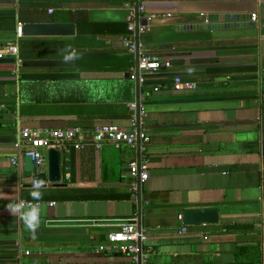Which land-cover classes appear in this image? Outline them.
<instances>
[{
	"label": "crops",
	"instance_id": "0c3cea01",
	"mask_svg": "<svg viewBox=\"0 0 264 264\" xmlns=\"http://www.w3.org/2000/svg\"><path fill=\"white\" fill-rule=\"evenodd\" d=\"M131 0H0V19L36 23L85 13L91 23L112 24L109 35L23 37L0 30V54L21 41L64 43L21 60L78 59L64 67L0 64V136L29 129L45 136L56 129L130 126L129 104L138 87L122 33ZM158 16L143 37L146 50L170 59L173 69L144 91L150 176L146 206L131 201L130 148L86 146L62 154L60 184L42 183L41 223L35 233L7 205L30 198L33 179L11 164L14 143H0V264H134L112 250L108 235L137 217L149 235L151 261L160 264H264V0H149ZM210 15H252L234 28L188 29ZM69 22V21H68ZM207 23V22H206ZM205 23V24H206ZM126 31V30H125ZM9 58V57H5ZM192 82L173 89L172 76ZM45 85L42 103L23 108L20 80ZM42 88V86H41ZM41 93V92H40ZM127 115V116H126ZM127 117V118H126ZM48 171V170H47ZM47 173V172H46ZM36 202V201H35ZM191 208H218L216 225L186 227L179 215Z\"/></svg>",
	"mask_w": 264,
	"mask_h": 264
},
{
	"label": "built area",
	"instance_id": "2783aa9c",
	"mask_svg": "<svg viewBox=\"0 0 264 264\" xmlns=\"http://www.w3.org/2000/svg\"><path fill=\"white\" fill-rule=\"evenodd\" d=\"M147 2L149 0H131L126 4L128 10L127 29L128 34L124 41L128 46V51L133 55L134 67L129 76L138 87V98L129 104L132 112L130 126L121 127L116 123H106L93 129L80 127L56 129L40 136L29 129L20 130L14 143L16 154L11 158V164L24 170L23 161L27 157L32 158L34 169L31 173L33 184L40 182V176L48 170V152L54 149L61 153L71 149L82 150L86 146L111 145L116 149L130 148L137 152V158L128 166L132 181L129 193L131 201L138 206L149 204L144 198L143 189L150 176L151 160L148 155L152 137L148 132L147 111L144 104V91L149 88L152 92L158 93L163 89L162 84L150 85V81L164 72L173 69L170 59L149 53L143 43V37L148 26L157 19L156 15H147ZM256 16H253V21ZM23 24L19 23L16 29L17 38H23ZM12 57L17 59V64L21 66L22 60L18 46H11L0 54V58ZM171 84L174 90L183 91L194 88L192 82L185 80L181 75L172 76ZM25 171V170H24ZM25 205H42V202H28L23 200ZM179 220L183 222V215H179ZM183 226V231L186 232ZM149 240L147 230L142 227L137 217L132 218L118 232L108 235V242L112 245V250L118 254L131 258L134 264H160L151 261L152 249L146 247Z\"/></svg>",
	"mask_w": 264,
	"mask_h": 264
},
{
	"label": "water",
	"instance_id": "95a60500",
	"mask_svg": "<svg viewBox=\"0 0 264 264\" xmlns=\"http://www.w3.org/2000/svg\"><path fill=\"white\" fill-rule=\"evenodd\" d=\"M253 19L252 15H210L197 18L203 22L202 26H192L188 29H216L234 28L237 22H249ZM207 22V23H206ZM206 23V24H205ZM22 34L24 37H74L77 34L76 25L73 23H26L23 24ZM0 64H17L16 58H0ZM73 62L63 60H23V68H47L71 66ZM15 136H0V143H15ZM62 155L60 152L51 149L48 152V171L40 176V182L60 184L62 179ZM34 165L31 157L25 158V173L27 178H31ZM220 221L218 208H191L183 212V224L187 227L216 225ZM2 242L0 244H8Z\"/></svg>",
	"mask_w": 264,
	"mask_h": 264
},
{
	"label": "trees",
	"instance_id": "16d2710c",
	"mask_svg": "<svg viewBox=\"0 0 264 264\" xmlns=\"http://www.w3.org/2000/svg\"><path fill=\"white\" fill-rule=\"evenodd\" d=\"M69 21V22H68ZM65 23H77L78 26V34L79 36H101V35H109L112 34L110 30H112L113 26L112 24H95L91 23L89 21V18L85 13H78V14H69V19ZM20 22L22 24L26 23H36L34 13L31 11H21L20 13ZM58 23L55 21V19H51L48 23ZM47 23V22H46ZM125 30L122 31L124 35L127 34V25L123 26ZM15 30L17 29V21L15 19H0V30ZM64 43H52V42H30V41H21L18 44L19 52L21 53V56L24 58V56L28 54H32L34 52H42L47 51L48 49H51L53 47L60 46L62 47ZM48 48V49H47ZM130 81L134 83L133 80H131L129 76ZM135 84V83H134ZM42 86V88H41ZM45 85H41L40 83H32V81L28 79H22L20 80V89H19V100L20 104L23 108V114L26 108H30L32 105L41 104L42 103V92H45ZM41 92V93H40ZM1 94V93H0ZM1 96V95H0ZM127 116V115H126ZM132 116V115H131ZM131 116H127L131 118ZM126 117V118H127ZM41 200V199H40ZM39 200V201H40ZM28 202H35L32 197L27 198ZM37 202V201H36Z\"/></svg>",
	"mask_w": 264,
	"mask_h": 264
},
{
	"label": "clouds",
	"instance_id": "9594fccd",
	"mask_svg": "<svg viewBox=\"0 0 264 264\" xmlns=\"http://www.w3.org/2000/svg\"><path fill=\"white\" fill-rule=\"evenodd\" d=\"M64 60L67 62L74 61L78 59L77 51L71 49V46H68L65 50ZM44 185L41 182H36L33 184L30 195L34 201H39L42 198V188ZM7 209L12 215L20 213V219L23 221V224L33 233L39 228L41 223L40 218V209L36 204L25 205L23 201L9 203Z\"/></svg>",
	"mask_w": 264,
	"mask_h": 264
}]
</instances>
